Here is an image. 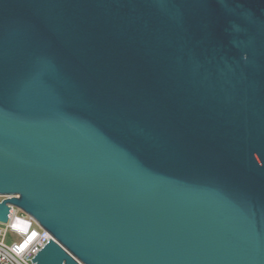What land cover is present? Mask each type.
I'll return each mask as SVG.
<instances>
[{
    "label": "water",
    "instance_id": "water-1",
    "mask_svg": "<svg viewBox=\"0 0 264 264\" xmlns=\"http://www.w3.org/2000/svg\"><path fill=\"white\" fill-rule=\"evenodd\" d=\"M0 195L34 264H264V0H0Z\"/></svg>",
    "mask_w": 264,
    "mask_h": 264
},
{
    "label": "built area",
    "instance_id": "built-area-1",
    "mask_svg": "<svg viewBox=\"0 0 264 264\" xmlns=\"http://www.w3.org/2000/svg\"><path fill=\"white\" fill-rule=\"evenodd\" d=\"M8 197L0 195V202ZM10 207L8 222L0 223V264H34L32 258L53 236L21 209ZM18 216L31 221L29 229L21 231L13 227Z\"/></svg>",
    "mask_w": 264,
    "mask_h": 264
},
{
    "label": "rangeland",
    "instance_id": "rangeland-1",
    "mask_svg": "<svg viewBox=\"0 0 264 264\" xmlns=\"http://www.w3.org/2000/svg\"><path fill=\"white\" fill-rule=\"evenodd\" d=\"M31 226V221L18 216L13 224V227H15L18 230L21 231H26L27 229H29ZM2 228H4V225H1Z\"/></svg>",
    "mask_w": 264,
    "mask_h": 264
}]
</instances>
